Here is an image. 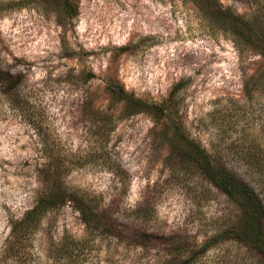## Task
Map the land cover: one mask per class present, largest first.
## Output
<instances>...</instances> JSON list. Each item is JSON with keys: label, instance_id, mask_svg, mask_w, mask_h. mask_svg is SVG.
<instances>
[{"label": "rangeland", "instance_id": "rangeland-1", "mask_svg": "<svg viewBox=\"0 0 264 264\" xmlns=\"http://www.w3.org/2000/svg\"><path fill=\"white\" fill-rule=\"evenodd\" d=\"M76 6L0 0V264H264L206 171L264 201V57L188 0Z\"/></svg>", "mask_w": 264, "mask_h": 264}, {"label": "trees", "instance_id": "trees-1", "mask_svg": "<svg viewBox=\"0 0 264 264\" xmlns=\"http://www.w3.org/2000/svg\"><path fill=\"white\" fill-rule=\"evenodd\" d=\"M64 11L70 13V16L75 15L77 11V2L79 0H59ZM200 9L211 10L216 15V20L221 24L224 32H231L237 41L243 38L252 44L253 49L264 57V26L260 31H255L254 28L261 24L252 16L244 18L241 15L234 14L229 9L223 8L221 0H188ZM236 41V42H237ZM12 90V89H10ZM124 98L127 99L126 95ZM154 110L164 114L168 109L161 107H153ZM169 111V110H168ZM207 158V157H206ZM208 172L215 185L228 196L236 199L243 209V217L247 221L241 230L236 232L237 236L254 245L264 255V201L253 193L248 192L249 188L246 185H240L233 180V177L225 171L213 165L212 162L206 159ZM60 190H57L59 192ZM61 192V191H60ZM56 193V192H54ZM42 201L32 210L30 215H36L38 211H45L49 207H54L58 204V199ZM24 222H28L27 218ZM238 237V238H239Z\"/></svg>", "mask_w": 264, "mask_h": 264}]
</instances>
